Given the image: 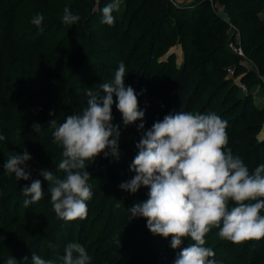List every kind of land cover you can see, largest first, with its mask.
Returning a JSON list of instances; mask_svg holds the SVG:
<instances>
[{
	"label": "trees",
	"instance_id": "trees-1",
	"mask_svg": "<svg viewBox=\"0 0 264 264\" xmlns=\"http://www.w3.org/2000/svg\"><path fill=\"white\" fill-rule=\"evenodd\" d=\"M210 1L205 0V3ZM222 1L238 27V45L242 47L245 56L234 54L230 57L219 56L210 47L203 55V59L196 64L195 70L189 63L176 67L173 62H159L166 46L174 39L172 18L180 19L183 16L176 3L172 0H140L135 5L134 0H127L128 8L135 5L130 14L132 20L145 24L151 19L158 26L152 64L162 72V77L156 86V105L145 112L144 120L151 128L154 122L162 120L170 113L192 112L195 105L201 102L208 90L212 88V92L207 94L196 114L215 113L222 120L227 121L226 132L229 138L227 147L232 150L233 155L239 156L252 172L260 164H264V137H259L264 125V104L257 103L251 93L242 92L241 86H238L233 76L229 75V68L232 65L231 67L238 75L242 72V60L248 59L254 65L255 78L263 80L261 78H264V17L261 15V7L264 0H260V4L257 5L251 2L254 0ZM23 2L24 0H0V135L5 137L2 141L9 149L37 151L53 143L55 127L50 123L52 119L56 120V126H58L68 115L79 113L73 100L77 81L75 77L82 71L85 73L86 68L93 67V65L89 63L82 64V66L77 65L71 75L67 76L59 71L56 72L45 60H38L39 68L45 73L41 83L35 91L33 90L40 112L30 111L29 113L23 112L21 116L17 115L15 109L12 108V90L8 75L13 64L21 61L19 53L14 52V46L20 41L18 33L20 32ZM95 3L96 0L67 1L65 7H69L74 15L81 17L75 25H69V31L78 40H83L89 34L98 32L99 36L103 37L101 39L104 43H113L114 45L108 49L102 46L101 42L90 44L85 58L107 53L116 59L110 65L118 67L128 50L124 35L128 32H122L121 18L116 17V12L113 13L115 17L113 26L102 23L101 9L108 2L100 10L95 9ZM142 9L144 13L139 14ZM188 11L191 13L190 10ZM62 17L51 22L53 25L61 24L63 25L61 27H66L68 24H63ZM196 24H198L197 20ZM226 24V21L222 22V29ZM217 30L221 31L219 28ZM41 32L36 41L40 51L47 47L49 42L47 34L44 31ZM224 37L225 35L221 33L216 39L222 43ZM221 45V49H225L224 44ZM231 57L232 62H230ZM89 81L87 85L91 82ZM50 112L54 115H49ZM34 124L42 125L39 133L33 131ZM8 198V192L0 181V209ZM26 198L30 199V197ZM232 206L234 203L230 202L229 207ZM260 214L264 215V209ZM88 217L89 215L84 220L80 219L81 221L79 219L64 221L56 217L49 219L37 213L35 203L30 204L23 217L17 216L16 220L14 219V221L20 220L19 233L0 240L1 246L8 251V256L5 254L6 260L13 255L12 253L19 251V255L27 257L26 262L30 261L29 264L32 263L33 253L41 258L44 254L51 255L57 260L56 264H63L62 257L65 247L69 243L76 242L85 247L92 257L90 264L153 263L152 250L140 235V223L132 218L122 206L118 205L113 211L111 230L107 227L98 229L94 220L91 225H88ZM7 224L4 227L5 230ZM115 230L117 232L113 233ZM153 236L161 245L154 249L156 258L174 264L180 249H172L169 239L159 235ZM24 248L25 250L21 253V249ZM246 248L240 247L239 251L233 248L228 249V253L233 255L229 264H233V261L244 264L239 255H245Z\"/></svg>",
	"mask_w": 264,
	"mask_h": 264
},
{
	"label": "clouds",
	"instance_id": "clouds-1",
	"mask_svg": "<svg viewBox=\"0 0 264 264\" xmlns=\"http://www.w3.org/2000/svg\"><path fill=\"white\" fill-rule=\"evenodd\" d=\"M120 0H112L102 9V23L113 26ZM81 17L69 7L63 9L62 22L75 25ZM44 17L37 14L32 23L41 26ZM126 67L120 62L111 83L100 85L99 91L87 90V107L81 114L68 115L55 127L53 143L62 148L58 170L65 173L58 178L53 172L42 170L49 183L51 204L57 218L74 221L87 217V201L93 192L88 183L91 174L86 170L101 154L119 158V126L113 125L112 107L121 113L124 125L143 121L138 95L125 86ZM115 96V100L113 97ZM49 115H54L50 112ZM227 121L215 113L193 114L174 112L165 115L144 131L130 170L135 175L119 185L122 190L136 193L143 186L147 199L135 203L128 212L132 218L142 217L153 235L171 239V248L180 249L174 264H216L215 252L205 247V236L218 228L222 239L235 244L264 237V164L250 172L243 160L227 147ZM42 125L34 124L39 133ZM144 123L138 125L139 130ZM5 137L0 135V141ZM31 155L24 150L10 156L3 164L6 174H14L18 181L29 180L27 162ZM25 207L40 201L44 190L40 180H33L22 190ZM233 202L234 206L229 207ZM193 243L181 247L185 239ZM119 243V241H118ZM92 257L81 244L72 242L64 249L63 264H90ZM27 260V257H24ZM32 264H54L52 260L33 253ZM5 264H18L10 256Z\"/></svg>",
	"mask_w": 264,
	"mask_h": 264
},
{
	"label": "rangeland",
	"instance_id": "rangeland-1",
	"mask_svg": "<svg viewBox=\"0 0 264 264\" xmlns=\"http://www.w3.org/2000/svg\"><path fill=\"white\" fill-rule=\"evenodd\" d=\"M68 0H24L23 11L21 16L20 37L19 43L14 46V52H18L21 61L13 64L12 70L8 75V82L12 90V108L15 109L17 115H22L23 112L29 113L40 112L38 108L36 94L33 90L41 83L45 77V73L38 66V60H45L52 69L56 72H61L70 76L74 71L75 66L82 64H91L86 72H80L76 75V89L73 100L81 114L87 107V90L99 91L102 83H111L114 80L115 72L118 67L111 66L114 57L107 53L100 56L85 58V54L89 50L90 44L95 42L103 43L108 49L114 44L111 42H103L99 33L89 34L85 39L78 40L70 33V27H61L63 25H53V20L63 16V8ZM137 3L140 0H134ZM176 3L182 12V18H172L174 39L171 44L166 46L164 54L159 58L160 63L173 62V65L180 67L183 63H189L196 70V64L203 59V55L207 53L211 47L219 56H228L238 54V27L233 22L226 6L222 0H211L205 3V0H172ZM112 0H96L95 9L100 8ZM255 5L260 4V0L251 1ZM135 5L127 7V0H120V7L116 17L121 18L122 32H128L125 35L126 43L128 44L127 53L124 56L123 62L126 67V77L124 80L125 86H131L138 95L140 109L144 112L151 110L156 105L157 94H155L157 83L161 80L162 72L152 64L153 54L156 50V39L158 26L149 19L145 24H139L132 20L131 10ZM190 10L191 13L188 11ZM196 12H198L196 16ZM144 10H140L139 14H143ZM37 14H42L44 20L41 26L37 27L31 21ZM261 15L264 17V2L261 7ZM196 20L198 24H196ZM226 21V26L222 29V22ZM48 23H51L50 25ZM64 24V23H63ZM56 26V27H54ZM217 28L221 29L218 31ZM97 30V29H96ZM44 31L48 37V44L43 50L37 45V37ZM196 31H198L196 34ZM40 32V33H39ZM224 34V41L221 43L216 38ZM224 44L225 49H221ZM221 49V50H220ZM231 53V54H230ZM232 57L230 62H232ZM241 62V61H240ZM231 64V63H230ZM232 65H230L231 67ZM97 67V68H96ZM242 72L238 75L234 73V82L241 86L242 92L251 93L255 101L259 104H264V81L255 78V68L252 62L248 59H243L241 62ZM85 71V70H84ZM262 79V78H261ZM91 82H90V81ZM87 81L88 83L87 85ZM260 81V82H259ZM246 86V89L242 87ZM212 88L207 94L212 92ZM195 105L192 113L200 108L201 104L207 97ZM115 100V96L113 97ZM16 115V116H17ZM113 125L119 126L120 137L119 158L109 154L105 157L103 154L98 156L92 163L87 161V171L91 174L89 184L93 192L92 198L87 201V216L88 225L95 222L97 228L107 227L111 230L113 223V211L119 205L128 212L135 203L145 201L148 193L146 187H141L138 192L130 193L122 190L119 185L129 181L135 173L130 170V165L134 157L138 153L136 144L140 140L142 133L150 129L147 122L136 121L129 125H124L121 113L116 109L115 103L112 107ZM144 123L143 130L138 129V125ZM260 138L264 137V125L261 129ZM24 150L9 149L5 146L4 141H0V181L3 187L7 190L9 198L4 202L0 209V240L13 234H18L19 222L14 221L16 217H23L26 213V208L23 204L24 199L23 188L30 186L33 180H40L44 190V197L35 202L37 213L42 217H56L53 210L48 191L49 183L41 175L42 170H48L54 173L58 178H64L65 173L58 170V165L62 161V148L55 143L45 145L37 151H27L32 159L27 162L28 169L31 173L29 180L18 181L14 174H6L3 169V164L12 155L23 153ZM91 210V211H90ZM21 219V218H19ZM59 219V218H58ZM85 219V218H84ZM83 219V220H84ZM141 225L140 235L152 250V264H170L165 260H158L154 249L161 246L158 240L150 233L147 228L146 219L142 217L135 218ZM48 220V219H47ZM46 220V221H47ZM80 220V219H79ZM78 220V221H79ZM81 221V220H80ZM49 222V221H47ZM8 223V224H7ZM7 224V229L4 227ZM2 231V232H1ZM117 230L113 231L116 233ZM219 229L213 228L206 236L205 247L211 248L215 252L214 259L216 264H229L233 255L228 253V249L246 248L247 253L241 256L244 264H264V237L260 239H252L235 244L229 240L222 239L218 235ZM171 242V239L168 238ZM193 243L191 239H185L182 246ZM23 253L24 249H21ZM8 251L1 246L0 242V264H5ZM19 251L12 253L18 264H29L24 260V255H19ZM7 256H6V255ZM10 257V256H9ZM44 259L52 260L54 264L57 260L53 256L43 255ZM32 264V263H31ZM233 264H238L233 261Z\"/></svg>",
	"mask_w": 264,
	"mask_h": 264
},
{
	"label": "built area",
	"instance_id": "built-area-1",
	"mask_svg": "<svg viewBox=\"0 0 264 264\" xmlns=\"http://www.w3.org/2000/svg\"><path fill=\"white\" fill-rule=\"evenodd\" d=\"M238 54L241 55V56H245V55H244V52H243V49H242L241 46H238ZM250 62H251V61H250ZM234 73H235V69L232 68V67H230V68H229V75H230V76H233ZM262 79H263V81H264V78H263V77H262ZM263 83H264V82H263ZM242 87H243L244 89H246V86H245V85H242Z\"/></svg>",
	"mask_w": 264,
	"mask_h": 264
}]
</instances>
